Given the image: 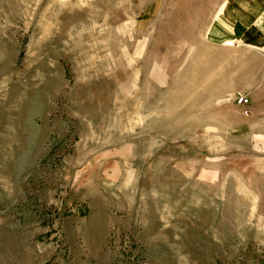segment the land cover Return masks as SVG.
<instances>
[{
    "label": "rangeland",
    "instance_id": "374dc122",
    "mask_svg": "<svg viewBox=\"0 0 264 264\" xmlns=\"http://www.w3.org/2000/svg\"><path fill=\"white\" fill-rule=\"evenodd\" d=\"M241 1L0 0V264H264Z\"/></svg>",
    "mask_w": 264,
    "mask_h": 264
},
{
    "label": "crops",
    "instance_id": "0c3cea01",
    "mask_svg": "<svg viewBox=\"0 0 264 264\" xmlns=\"http://www.w3.org/2000/svg\"><path fill=\"white\" fill-rule=\"evenodd\" d=\"M222 34L219 41L264 43V0L228 4L215 18L213 26ZM263 40V41H262Z\"/></svg>",
    "mask_w": 264,
    "mask_h": 264
},
{
    "label": "built area",
    "instance_id": "2783aa9c",
    "mask_svg": "<svg viewBox=\"0 0 264 264\" xmlns=\"http://www.w3.org/2000/svg\"><path fill=\"white\" fill-rule=\"evenodd\" d=\"M231 44L233 45V42ZM245 102H246V100L243 97H239L236 103L244 104Z\"/></svg>",
    "mask_w": 264,
    "mask_h": 264
}]
</instances>
